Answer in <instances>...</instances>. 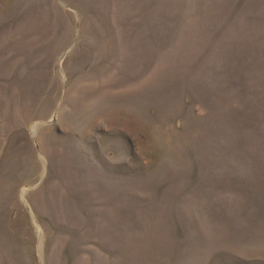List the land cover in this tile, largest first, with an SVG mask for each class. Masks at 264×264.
<instances>
[{
	"label": "rangeland",
	"instance_id": "rangeland-1",
	"mask_svg": "<svg viewBox=\"0 0 264 264\" xmlns=\"http://www.w3.org/2000/svg\"><path fill=\"white\" fill-rule=\"evenodd\" d=\"M0 264H264V0H0Z\"/></svg>",
	"mask_w": 264,
	"mask_h": 264
}]
</instances>
